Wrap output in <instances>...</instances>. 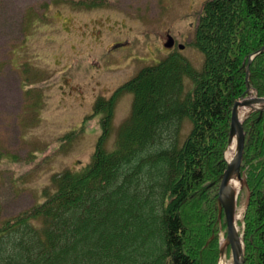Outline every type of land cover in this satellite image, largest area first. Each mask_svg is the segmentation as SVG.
<instances>
[{"label":"trees","instance_id":"16d2710c","mask_svg":"<svg viewBox=\"0 0 264 264\" xmlns=\"http://www.w3.org/2000/svg\"><path fill=\"white\" fill-rule=\"evenodd\" d=\"M193 45L204 55L201 70L171 51L96 101L103 132L90 162L60 174L46 200L0 223V264H218L226 223L217 193L232 108L248 94L255 53L249 85L264 98V0H206ZM121 94L133 95L132 112L109 150ZM244 129L245 264H264V111L252 112Z\"/></svg>","mask_w":264,"mask_h":264},{"label":"rangeland","instance_id":"374dc122","mask_svg":"<svg viewBox=\"0 0 264 264\" xmlns=\"http://www.w3.org/2000/svg\"><path fill=\"white\" fill-rule=\"evenodd\" d=\"M70 1L0 0V223L46 200L60 174L90 162L103 132V114L94 110L99 98H111L171 51L203 67L193 40L206 0H105L94 9ZM168 35L176 42L171 51ZM118 42L129 46L113 48ZM133 101L132 94L116 99L107 149L115 147ZM189 129L186 121L182 131ZM244 188L239 235L249 202ZM226 232L227 226L219 234L225 252L218 264L222 258L233 264Z\"/></svg>","mask_w":264,"mask_h":264},{"label":"water","instance_id":"95a60500","mask_svg":"<svg viewBox=\"0 0 264 264\" xmlns=\"http://www.w3.org/2000/svg\"><path fill=\"white\" fill-rule=\"evenodd\" d=\"M174 45V38L171 35H168L167 42L164 46L167 49H172ZM180 48L184 49V46L181 45ZM262 51H264V48ZM257 54L258 53H255L250 57V62L246 69L248 76V94L243 99L236 101L232 108L229 141L225 152V158L228 165L222 176L217 193L220 217L222 215L225 217L227 226V246H230L231 248L233 264H245V245L242 237L243 235H239L237 228V220L239 219L237 215V201L241 189L246 184L241 172L246 143L244 122L252 112L257 110L264 111V98L258 97L253 91H251L249 85L250 63ZM233 148H235V152L233 156L228 159L227 152L232 151ZM234 180L241 182L242 187L235 189L232 185ZM224 250V248L220 250L221 256L224 254Z\"/></svg>","mask_w":264,"mask_h":264},{"label":"bare ground","instance_id":"6f19581e","mask_svg":"<svg viewBox=\"0 0 264 264\" xmlns=\"http://www.w3.org/2000/svg\"><path fill=\"white\" fill-rule=\"evenodd\" d=\"M234 152H235V148H233L232 151L227 152L228 159H230L233 156ZM232 185L237 188L238 185H239V182H237L236 180H234L233 183H232ZM220 264H230V263L227 262L226 258H222L221 261H220Z\"/></svg>","mask_w":264,"mask_h":264},{"label":"flooded vegetation","instance_id":"af4514ba","mask_svg":"<svg viewBox=\"0 0 264 264\" xmlns=\"http://www.w3.org/2000/svg\"><path fill=\"white\" fill-rule=\"evenodd\" d=\"M128 43H126V42H118V43H115V45H113V48H116V49H122V48H127L129 45H127ZM181 45V44H180ZM180 45L178 46L179 47V49H180ZM175 46H176V42H175V45H174V48H175ZM174 48L173 49H171V50H174Z\"/></svg>","mask_w":264,"mask_h":264}]
</instances>
